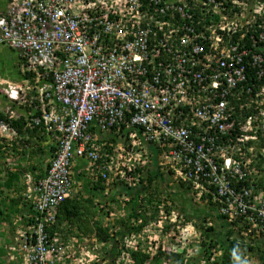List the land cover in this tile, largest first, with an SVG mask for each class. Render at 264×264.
Masks as SVG:
<instances>
[{"label":"built area","instance_id":"obj_1","mask_svg":"<svg viewBox=\"0 0 264 264\" xmlns=\"http://www.w3.org/2000/svg\"><path fill=\"white\" fill-rule=\"evenodd\" d=\"M226 1L7 0L0 6V43L42 79L40 100L55 111L46 118L60 132L38 185V211L55 213L71 195L73 161L98 160L94 141L101 133L125 129L138 154L129 153L131 162L148 161L151 152L141 144L157 149L160 164L192 182L198 197L211 194L245 241L250 235L264 241V188L257 184L264 181V28L262 20L243 21L244 10L232 20L237 5ZM197 18L209 20L205 30L197 29Z\"/></svg>","mask_w":264,"mask_h":264},{"label":"trees","instance_id":"obj_2","mask_svg":"<svg viewBox=\"0 0 264 264\" xmlns=\"http://www.w3.org/2000/svg\"><path fill=\"white\" fill-rule=\"evenodd\" d=\"M199 23L197 24L198 30H205L206 26L209 24V20L201 21L197 18ZM234 40L238 39L237 35H233ZM26 77L34 82L37 76L34 71H26ZM35 90L30 89L26 94L22 102V108L25 110L24 115L21 114L17 118L10 119L8 116L0 110V119L9 123L14 130L17 132L15 139L10 144L0 143V151L2 152L1 158H6L3 156L5 153H9L14 156V160L10 166L6 163H0V179L1 175L5 182L3 184L9 190L13 187V190L19 194V198H22L23 189L25 185L21 182L22 177L30 172L36 173L37 169H42L44 167L43 157L51 155L54 151V146L45 145L44 143L48 142L50 139L49 131L43 126H37L34 121L36 118L40 120L41 123H44V113L42 107L35 100ZM33 122V125H28V123ZM54 137V135H52ZM262 157V156H261ZM20 160V161H19ZM22 164V165H21ZM93 165L100 166V162H95ZM260 165H264V157L260 159ZM105 173L106 178L101 174L99 180L92 183L93 193H88L90 191V182L86 180L85 182L79 181L83 179V175L79 176V183L72 192V194L64 198L57 205V223L55 226L50 227L45 226L44 230L48 237L53 235L55 231L63 232L64 235H79V236H94L96 238V243L99 242V247L105 251V264H113L119 244L129 236H133L139 232H142L149 224L150 217L147 214V206H155L153 209V216H155L161 205L160 200H156L159 191L155 188L152 190V183L155 180L163 179L164 176L159 171L158 164H151L147 166V175L141 177L135 184L129 185L127 182L123 181L120 176L116 177L114 180V196L122 194L125 199L124 209L126 211V218H122L120 223L111 228L108 226H103L102 222L99 220L97 211L95 210L96 203L95 198H104L107 196L105 189L107 178L113 177L111 172L103 170L100 173ZM5 174V177L3 175ZM45 172L40 174L38 178L43 177ZM243 181V180H242ZM249 179L245 181L248 183ZM180 184L184 189H191L193 187L192 182L188 180L181 179ZM244 182V181H243ZM160 183V182H159ZM0 183V187L3 185ZM257 184L264 188V181L261 179L258 180ZM249 185V184H248ZM255 190V186H253ZM4 191V190H3ZM211 194L202 195L203 200L209 201V204L214 207V213L218 220H225L224 214L219 209V202L212 201L210 199ZM3 198V204L13 208L12 212L19 211V199L10 198L12 204L5 201ZM219 205V206H218ZM146 206V207H145ZM16 209V210H15ZM23 210L27 213H35L31 208L24 207ZM4 210L0 209V225L4 221H8L11 224L12 216L10 213H6L5 216H1ZM29 215V214H28ZM24 223L21 224V231L28 230V225L31 223H37L38 218H33L32 216L24 215ZM187 220H191L190 217H187ZM227 222V221H226ZM239 221H235L238 224ZM227 230L223 235V238L212 244L213 246L208 245L205 247L204 254L208 253V256L204 258L203 264H241L244 261V256L247 252L251 251L257 258L259 264H264V241H257L252 236H248L251 242L241 243L240 240L234 235L235 231L238 228L230 222H227ZM169 228V225L166 226ZM248 228V226H247ZM117 229V230H116ZM211 229V227L209 228ZM93 242V243H95ZM103 244L107 245L106 247ZM206 243H204L205 245ZM211 245V244H210ZM213 247H218L222 250L223 257H216L212 260L213 256L211 254V249ZM131 256L132 264H150L156 263L155 260L160 259V257L165 254L159 249L155 254H150V251L139 246L136 250H127ZM7 253V250L4 246L0 247V264L4 262V255ZM170 256L173 259H180L178 252H172ZM100 264V263H99Z\"/></svg>","mask_w":264,"mask_h":264},{"label":"clouds","instance_id":"obj_3","mask_svg":"<svg viewBox=\"0 0 264 264\" xmlns=\"http://www.w3.org/2000/svg\"><path fill=\"white\" fill-rule=\"evenodd\" d=\"M223 1L225 3L227 2L226 0ZM232 1L233 0H229L228 4L237 5V7L230 12V16H232L231 17L232 20L236 19L234 15L235 12L244 10L246 17L243 19V21L250 19L252 20L259 19L262 20L263 28H264V9L263 12L250 13V11L247 10V8L243 6L242 3V1H246L247 3H250V0H237L236 2H232ZM6 3L7 0H5L4 5H0V6H5ZM0 45L5 46L6 49L15 50L6 44L0 43ZM18 56H19V64L24 63L25 65V62L22 60V56H20L19 53ZM20 70L23 72L31 71V70H26L24 67L20 68ZM27 79L28 81L26 83L6 81L2 84L0 82V96H1L0 110L3 111L10 119L13 118L15 119L21 114L24 115L25 110L22 108V102L25 98V94L30 89H34L36 94L35 100L42 107V110L44 109L43 113L45 120L44 123H41L38 118H36L34 121L36 122L37 126H43L49 131L51 137L48 140L47 145L54 146V151L51 155L43 157L45 164L39 173L28 172L22 177L21 182L25 185L23 189V194L21 195L22 198H19L20 197L19 194L13 190V187L10 190L9 188H6V186L3 184V182H5V179H3V176L1 175L0 183L3 184L1 185L3 187H0V209L4 210L1 216H5L6 213L7 214L10 213V215L12 216L11 224L8 221H4L0 225V247L4 246L7 250V253L4 255V262L2 264H99V263L104 264L103 260H98V258L100 257V253H102V251L96 249L93 251V253L96 255L97 260H94V262H87V260L84 261L81 260L83 259L82 254H85L82 252L83 251L82 248L84 246H87L88 242H84L79 249H78V244L80 242H83L86 236L81 237L79 235L77 236L68 235V237H66L67 235H64L63 232L55 231L53 235L48 237L47 234L45 233L46 230H44V228L46 225L49 226V228L56 225L57 211L55 213L49 214V211H38L36 209V202L41 197L40 196L41 191H39L38 185L40 181L44 179L49 172L51 160L54 157L57 149L56 143L59 139L60 132L58 131V129L56 130L54 126V121L52 119L46 118V115L52 117L55 111L52 110V105L50 106L46 104L45 106H43L44 105L43 101L40 100V96L42 95L40 94L39 89L38 87H36V85H40V81H42V79L38 77L34 82L30 78ZM7 108L8 110L6 111ZM10 111H14L16 114L11 115L9 113ZM36 120H38L39 122H37ZM0 121H3L6 126V127H0V143L10 144L13 141V139H15L17 132L6 121L1 119ZM30 124L33 125V122L28 123V125ZM130 131L131 130L126 131L125 129H122L119 132H117L115 129H113L101 133L99 135V138H97L96 141H94L99 146V149L98 150L96 149L99 155V158L96 161H93L90 158L83 155L75 158L73 164L77 165V168L72 167V176H75L72 177L73 180L72 192L76 190L78 186L79 181L77 178L80 175H83L84 182L86 180H89L90 191L88 193H93L91 185L94 181L96 182L97 180L100 179L99 176L100 174L102 175V173L100 172L103 170H107L108 172H111L110 174L113 175V177H110L109 179L107 178V184H106V189L108 190L105 192L108 193V191L111 189V185L114 184L115 182L114 180H116V177L120 176L121 178H124L123 172L125 171L126 173V169L128 171L134 172L138 169L139 167L138 164L145 163L147 166L151 164H155L154 162L151 161V156L154 151L153 148L152 147L150 148V146H147L144 143L141 145H144V148L146 151H148V153L151 152L150 155L148 154V161L145 162L144 160H142V163H140V161H136V163L134 164L128 159L130 152H132L138 159V154L131 147L132 138L130 137ZM10 135H14V136H10ZM52 135H54V137H52ZM139 139L141 141L142 138L139 137ZM136 149H140V148H136ZM1 154L2 152L0 151V163H6L10 165L13 162L14 159H12L11 161L4 160V159L8 160L9 157H7L6 155L12 156L11 154L5 153L3 156H5L6 158L4 159L1 158L2 156ZM141 154L143 156L144 152L141 151ZM121 158H123V161H127V162L125 164L123 163L122 166H118L116 162ZM158 160H159V165H158L159 171L164 176V173L162 171H168V170L165 168V166L160 164L159 157ZM79 161L82 162L81 165L78 164ZM97 161L101 163L100 166L93 165V163ZM44 172L45 175L43 177L38 178V176ZM169 175L172 176V174ZM191 190H193L192 187ZM192 192L195 193V190H193ZM3 198L6 199L5 200L6 202H9L8 204H12L10 198L19 199L20 210L18 212L17 211L12 212L13 208L11 209L10 206H6L5 204H3L2 201ZM24 207L31 208L33 212L35 211V213L30 214L25 212L23 210ZM24 215L32 216L34 219L35 218L38 219L35 226L34 223H31L30 225H28V230L21 231V224L24 223V218H25ZM42 233L45 235L44 240L39 239L40 234ZM71 238L74 240V243L71 242ZM76 243L77 246L75 247ZM40 246L42 247L41 248L42 250L40 249ZM84 251L87 252V250L85 249ZM101 259L103 258L101 257Z\"/></svg>","mask_w":264,"mask_h":264},{"label":"rangeland","instance_id":"obj_4","mask_svg":"<svg viewBox=\"0 0 264 264\" xmlns=\"http://www.w3.org/2000/svg\"><path fill=\"white\" fill-rule=\"evenodd\" d=\"M4 3L5 0H0V5H4ZM250 3L245 5L250 13L263 12L264 5L262 4H264V0H250ZM1 49L0 53L4 54L5 57L7 56L10 64V58H12L11 51H6L5 46H1ZM4 56L0 58L1 65L5 62ZM23 67L24 63H20V68ZM153 150L151 161L159 165L158 150ZM6 156L9 159H4L5 161L14 159L13 155ZM126 162L121 158L116 163L118 166H122ZM81 163V161L78 162L80 165ZM138 165V169L136 171L133 170L134 172L126 169V173L125 171L123 172L124 178L121 179L131 185L135 184L141 177H145L147 175V165L145 163ZM73 167L77 168V165L73 164ZM162 172L164 173V180L158 179L152 183V190L156 188L159 191L156 197V200L161 201V205L158 206V213L155 216L152 215V208H155L156 205L147 206V214L150 217L148 226L142 232L127 237L119 244L113 264H132L131 256L127 250H135L141 245L143 248L149 250L150 254H155L159 249L165 252L160 259L155 260L156 263L150 264H203L204 258L208 256V253L204 254L205 247L207 245L208 247L213 246L212 244L215 240L220 241L223 238L228 227L227 222L226 220L217 219L214 207L209 204V201L198 197L191 189L182 188L183 186L179 185L180 179L169 175L171 172ZM79 181L83 182V179ZM114 189V185H111V189L106 193L107 196L95 198V203L97 204L95 210L97 211L99 220L103 226H108L111 229L113 226L115 229V225L119 224L122 218H126V211L124 209L125 199L122 194H118L115 198H112L115 192ZM187 217H190L191 220H187ZM167 225H169V228L166 227ZM210 227L211 229H209ZM234 235L241 243L245 242L239 232L235 231ZM95 241L96 238L94 236H89L85 237V240L78 244L79 249L84 242H88L87 246L82 248V252L85 254H82L83 259L81 260H87V262L97 260L96 255L93 253L95 249L102 251L98 260H105V251L99 247V242L96 243ZM71 242L74 243L72 238ZM204 243L206 244L204 245ZM76 246L77 243L75 244ZM103 246L106 247L107 245L103 244ZM175 251L178 252L180 259H183V261L173 259L170 256ZM211 254L213 256L212 260L216 257H223V252L218 247H213ZM241 264H259V262L255 255L249 251L244 256V261Z\"/></svg>","mask_w":264,"mask_h":264},{"label":"crops","instance_id":"obj_5","mask_svg":"<svg viewBox=\"0 0 264 264\" xmlns=\"http://www.w3.org/2000/svg\"><path fill=\"white\" fill-rule=\"evenodd\" d=\"M1 46L2 45H0V52L2 51ZM6 51H11L12 58H10L11 60L9 59L11 61V63L9 64V61L7 60V56L5 57L4 54L0 53V58H1V56L2 57L4 56V58H5L4 64L1 65V63H0V82L2 84L6 81L26 83L28 81L27 78H30V77H26L25 72L20 70L18 52L15 50H12V49H6ZM34 78H38V75ZM0 99H1V96H0ZM44 144L47 145L48 142L44 143ZM40 171H41L40 169H37L35 172L39 173ZM4 177H5V174H4ZM107 190L108 189H105V191H107Z\"/></svg>","mask_w":264,"mask_h":264}]
</instances>
